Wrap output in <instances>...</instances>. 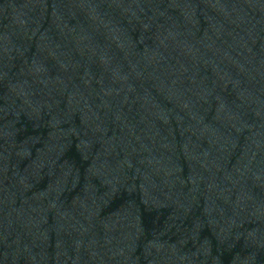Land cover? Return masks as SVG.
<instances>
[{
	"label": "water",
	"instance_id": "water-1",
	"mask_svg": "<svg viewBox=\"0 0 264 264\" xmlns=\"http://www.w3.org/2000/svg\"><path fill=\"white\" fill-rule=\"evenodd\" d=\"M0 264H264V0H0Z\"/></svg>",
	"mask_w": 264,
	"mask_h": 264
}]
</instances>
